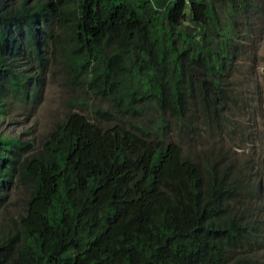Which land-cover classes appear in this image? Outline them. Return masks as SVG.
Masks as SVG:
<instances>
[{
  "label": "trees",
  "instance_id": "1",
  "mask_svg": "<svg viewBox=\"0 0 264 264\" xmlns=\"http://www.w3.org/2000/svg\"><path fill=\"white\" fill-rule=\"evenodd\" d=\"M262 46L264 0H0V264H264Z\"/></svg>",
  "mask_w": 264,
  "mask_h": 264
},
{
  "label": "rangeland",
  "instance_id": "2",
  "mask_svg": "<svg viewBox=\"0 0 264 264\" xmlns=\"http://www.w3.org/2000/svg\"><path fill=\"white\" fill-rule=\"evenodd\" d=\"M258 52L260 53L261 57H260V61L256 63L255 70L258 76L261 77L264 70V47L263 46L260 47ZM256 77L257 76H255V78ZM238 88L240 90V97L247 96L248 91L251 88V79L249 81L245 80L243 85H238ZM263 97H264V93H263ZM62 109L63 108L59 104V100L56 95V88L54 87V85H48L45 91L43 102L35 110L33 116L34 129H35L33 133L38 136L43 130L46 129V127L49 125V122L52 119L60 115ZM17 119L18 117L14 116V117H10V119L8 118L4 122H0V134H6L9 136V135H15L18 132L19 133L22 132L23 128L26 127L25 123L21 124L19 121H17ZM263 120H264V113L263 116L259 115L257 117V122L259 124H261ZM262 128H264V124L262 125ZM233 141L236 142V139L234 138ZM231 147H233L236 152L241 153V149L235 148L233 145ZM261 172L263 173L264 176V163H262L261 165ZM263 187H264V182H263Z\"/></svg>",
  "mask_w": 264,
  "mask_h": 264
}]
</instances>
